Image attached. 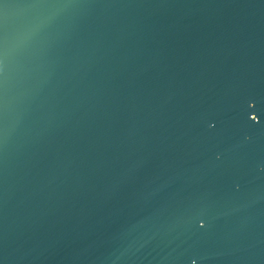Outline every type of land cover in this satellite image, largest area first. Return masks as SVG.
<instances>
[{"label":"water","instance_id":"water-1","mask_svg":"<svg viewBox=\"0 0 264 264\" xmlns=\"http://www.w3.org/2000/svg\"><path fill=\"white\" fill-rule=\"evenodd\" d=\"M98 2L7 9L3 264H264V0Z\"/></svg>","mask_w":264,"mask_h":264},{"label":"snow or ice","instance_id":"snow-or-ice-1","mask_svg":"<svg viewBox=\"0 0 264 264\" xmlns=\"http://www.w3.org/2000/svg\"><path fill=\"white\" fill-rule=\"evenodd\" d=\"M119 3L98 2V0H30L24 5H11L8 0H0V253L8 248L20 258V261L26 260L33 254L35 249L29 250L25 248L22 238L10 230L8 226L7 207L8 192L6 158L4 156V147L6 144V129L3 123L4 113L7 103V87H8V40L6 34V17L7 9L12 6H22L34 9H60L77 6L88 7H108ZM50 19V17L40 18L38 23L31 29L28 38L38 32ZM131 250V247L128 251ZM264 255V237H262L257 245L255 242L249 243L246 247H237L225 252L221 255L232 256L240 261H251L257 257V254ZM43 254V253H41ZM86 250L78 255H85ZM0 264L3 260L0 259Z\"/></svg>","mask_w":264,"mask_h":264}]
</instances>
